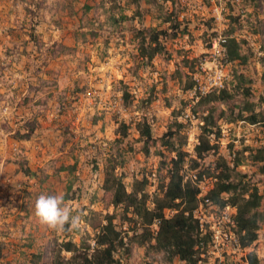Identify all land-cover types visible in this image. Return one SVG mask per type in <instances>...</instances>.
Segmentation results:
<instances>
[{
  "label": "rangeland",
  "instance_id": "374dc122",
  "mask_svg": "<svg viewBox=\"0 0 264 264\" xmlns=\"http://www.w3.org/2000/svg\"><path fill=\"white\" fill-rule=\"evenodd\" d=\"M115 1L120 6L111 11ZM185 3L189 33L167 40L173 58L157 57L153 66H138L131 29L167 27L153 3L141 1V17L136 14V0H0V264H34L33 255L40 251L43 255L37 264H50L55 241L60 243L67 233L80 241L81 233L53 230L35 215L40 195L63 197L70 183L74 198L65 202L81 216L82 230L83 216L92 215L93 210L96 221L115 212L120 228L133 233L129 230L132 224L120 222L122 208H106L101 200L105 159L109 151L118 149L113 142L119 123L124 121L131 127L122 146L124 164L118 172H123L129 190L135 178L147 174L151 179L148 191L154 192L160 158L154 154V147L150 155L143 153L136 123L147 115L154 136L159 137L175 118L174 109L187 102L180 116L185 120L184 115L196 103L193 90L185 89L184 73L191 75L189 66L182 65L177 79L169 80V76L182 67L185 57L211 60V35L225 34L230 13L240 17L237 36L248 39L258 55L245 65L233 62L224 67V85L232 88L234 71H239L251 79L256 102L264 106V34L255 32L258 18L264 19V0ZM215 4L225 7V19L209 26ZM122 15L128 18L113 20ZM124 86L134 96L127 105L121 102ZM151 93L153 100L147 103ZM34 120L33 135L18 136L26 133L28 123ZM199 120L192 121L187 130L185 149L189 153L198 141ZM222 127L219 153L231 161L230 144L234 149L264 144L262 125L223 121ZM214 155L208 161L217 157ZM73 165L72 172L68 167ZM239 169L258 179L264 191V175L255 165L246 162ZM87 229L93 233L90 226ZM259 234L255 249L259 264H264V226ZM251 250L253 246L238 251V257L244 260ZM145 251V246H134L130 255L123 257L124 264H164L165 260L157 261L153 256L145 258ZM171 264L185 263L175 258ZM208 264L216 263L211 258Z\"/></svg>",
  "mask_w": 264,
  "mask_h": 264
},
{
  "label": "trees",
  "instance_id": "16d2710c",
  "mask_svg": "<svg viewBox=\"0 0 264 264\" xmlns=\"http://www.w3.org/2000/svg\"><path fill=\"white\" fill-rule=\"evenodd\" d=\"M141 1L136 0V14L143 17L139 9ZM146 1L155 4L160 12L158 18L167 24V27L150 25L131 29L134 46L138 51L134 56L138 66H153L157 57L164 60L173 58L167 47V40L184 37L189 33L190 26L188 15H184L188 9L185 3L187 0ZM115 3L116 1L110 5L111 11L120 6ZM112 16L115 18L114 14ZM118 18L113 20L119 22L128 16L122 15ZM258 20L255 32L264 34V19ZM214 22L215 19L211 16L207 24L210 26ZM228 22V28L224 32L227 38L226 58L230 63L239 62L245 65L256 57L258 52L250 45L248 39L237 36L236 31L241 28L240 17L230 13ZM216 34L213 33L211 37ZM261 48L263 49L264 45ZM261 59L264 62V55ZM198 60L187 57L182 60L181 66H189L191 73L189 77L184 73L185 89H192L197 84L194 72ZM138 66L135 65L136 70ZM177 68L169 76V80L177 79V76H180L177 71L183 70L184 66ZM233 80L235 83L232 88L224 85L221 89L200 94L199 99L191 106L192 113L202 122L193 153L185 149L189 138L187 130L192 121L180 119L187 102L182 108L174 109L175 118L159 137L154 136L151 120L147 115L136 123L143 141V153L150 155L154 147V154L160 158L158 184L154 192L148 191L151 179L147 174L135 178L129 190L123 172H118V168L124 164L122 146L129 137L131 127L130 123H119L118 136L113 142L118 149L109 151L105 159L102 183L104 193L101 200L106 208H122L120 222L132 224L129 230L133 233L129 235V232L120 228L115 212L106 213L101 220L96 221V212L92 210V215L83 216L85 229H75L77 233H81L79 242L67 233V228L64 230L67 233L65 239L60 243L55 241L50 264H124L123 257L129 256L134 246H145V258L153 256L157 261L165 260L164 264H171L175 258L187 264H205L201 254L206 250L204 245L209 235L203 234L201 221L195 217L194 212L201 204L207 205V199L219 207L229 204L236 207L235 230L240 236L241 244L243 247L253 246V250L245 255L244 260L247 264L260 263L255 248L260 236L259 231L264 226V191L259 186L258 179L244 173L239 167L248 162L255 165L264 175V144L244 145L240 149H234L235 145L229 143L234 155L232 161L219 152L223 137L222 122L243 121L262 125L264 130V106L261 101L256 102L250 78L234 71ZM152 96L153 93L147 98V103L153 100ZM133 98L131 91L124 86L121 102L127 105ZM223 104L226 105L225 108ZM35 128L34 120L28 123L27 132L18 136L30 138ZM170 154L173 155L169 159ZM210 155L217 157L208 161ZM22 168L26 173H31L28 167ZM68 169L73 172L75 166H69ZM201 183H206L209 187L205 195L201 194ZM72 187L73 184L70 183L68 191L63 195L64 200L74 198L73 193L71 194ZM167 212L170 214L167 215ZM158 220L159 230L155 233L153 225ZM88 226L92 228L93 233L88 231ZM161 254L163 256L159 258ZM42 255L41 251L33 255V263L37 264Z\"/></svg>",
  "mask_w": 264,
  "mask_h": 264
},
{
  "label": "built area",
  "instance_id": "2783aa9c",
  "mask_svg": "<svg viewBox=\"0 0 264 264\" xmlns=\"http://www.w3.org/2000/svg\"><path fill=\"white\" fill-rule=\"evenodd\" d=\"M224 10L225 7L223 5L215 4L212 17H214L217 24L225 19ZM226 41L227 38L223 34L216 38L214 37L212 40L214 53L211 54V60L201 58L198 60L197 71L194 72L197 84L191 89L196 101L199 99L200 94H206L212 90L224 87V78L226 76L224 67L230 64L226 58ZM184 116L186 121L199 120L191 109ZM199 122L202 124L200 120ZM200 186L201 194H207L209 187L206 183H201ZM206 202L207 205L201 204L194 212L195 217L201 221L203 234L209 235V239L204 245L206 250L201 254L203 262L208 264L212 258L216 264H247L245 260L238 257V251L246 248L242 246L240 236L235 230L237 228L236 207L230 204L219 207L209 199ZM159 223L160 221L158 220L153 225L155 233L159 230Z\"/></svg>",
  "mask_w": 264,
  "mask_h": 264
},
{
  "label": "clouds",
  "instance_id": "9594fccd",
  "mask_svg": "<svg viewBox=\"0 0 264 264\" xmlns=\"http://www.w3.org/2000/svg\"><path fill=\"white\" fill-rule=\"evenodd\" d=\"M224 36L226 37L225 34ZM35 215L42 223L56 231H64L66 228L72 231L81 227V216L74 214L73 209L60 195H40L36 200ZM162 256L161 254L159 258Z\"/></svg>",
  "mask_w": 264,
  "mask_h": 264
}]
</instances>
